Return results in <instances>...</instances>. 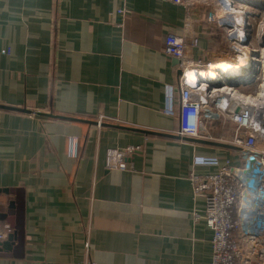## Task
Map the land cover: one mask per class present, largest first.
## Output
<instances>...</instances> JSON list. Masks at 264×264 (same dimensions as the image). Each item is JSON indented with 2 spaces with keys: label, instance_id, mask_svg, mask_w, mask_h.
<instances>
[{
  "label": "crops",
  "instance_id": "crops-1",
  "mask_svg": "<svg viewBox=\"0 0 264 264\" xmlns=\"http://www.w3.org/2000/svg\"><path fill=\"white\" fill-rule=\"evenodd\" d=\"M184 13L168 0H0V188L25 198L24 257L0 264H209L212 230L188 174L242 162L220 139L231 122L209 121L212 139L177 133L179 74L163 39ZM224 47L201 35L193 57ZM127 146L129 169L107 170V150ZM196 155L219 163L193 166ZM11 198L0 191V211Z\"/></svg>",
  "mask_w": 264,
  "mask_h": 264
},
{
  "label": "built area",
  "instance_id": "built-area-1",
  "mask_svg": "<svg viewBox=\"0 0 264 264\" xmlns=\"http://www.w3.org/2000/svg\"><path fill=\"white\" fill-rule=\"evenodd\" d=\"M185 8L179 32H166L163 39L164 52L177 60L179 126L177 133L212 139L207 123L214 120L231 122L234 128L225 138L228 144L238 148L241 165H233L229 159L214 172L198 174L193 169L188 174L193 198L204 200L203 215L206 225L212 230L211 259L209 264H264V36L254 28L252 19L258 15L259 5L249 3L256 10L235 11L243 16L242 21L227 16L230 0H168ZM239 1V0H238ZM200 5L198 14L192 6ZM209 6V7H206ZM118 13L128 10L119 8ZM258 11V10H257ZM205 35L210 41H223V55L213 54L212 59L194 58L193 50L198 40ZM261 36L263 38H261ZM247 48L248 58L243 66V75L233 78L219 77L214 82L201 81L195 75L211 67V62L221 59L238 60ZM262 47V48H261ZM9 52V50H2ZM254 86L240 90L241 86ZM172 92L167 95V109L172 112ZM238 109V111L236 110ZM101 119H97V125ZM135 146L109 148L105 157L107 170H127L126 156ZM256 157L261 173L252 170L248 159ZM215 156L196 155L193 166L218 165ZM249 179V182L247 180ZM249 187L257 193L258 208L250 214L238 211L242 205L243 190ZM258 222L254 231L244 230L238 241L234 231L242 223ZM12 228L5 223L0 227V240Z\"/></svg>",
  "mask_w": 264,
  "mask_h": 264
},
{
  "label": "water",
  "instance_id": "water-1",
  "mask_svg": "<svg viewBox=\"0 0 264 264\" xmlns=\"http://www.w3.org/2000/svg\"><path fill=\"white\" fill-rule=\"evenodd\" d=\"M264 42L260 43V46H263ZM177 63V60L174 59ZM178 74H180V71L178 70ZM10 109H16L23 112H30L27 109L24 108H12ZM238 111V109H236ZM38 115H46L49 117H65L70 118L63 115H55L51 112H35ZM75 119V118H74ZM79 120V119H76ZM85 122H88V120H83ZM95 124H97V121H93ZM92 123V122H91ZM102 125H105V123H102ZM110 126H117L113 124H109ZM132 130L141 131L143 133L148 134H164L161 132H156L152 130L147 129H141V128H130L126 127ZM229 147L228 144H222ZM249 182V179L247 180ZM0 191L11 195L12 198L8 201L6 207L4 210L0 211V221H4L7 223L11 228L12 231L8 232L6 237L2 240H0V256L2 257H12V258H23L24 257V246H25V198H24V190L22 187H2L0 188Z\"/></svg>",
  "mask_w": 264,
  "mask_h": 264
},
{
  "label": "bare ground",
  "instance_id": "bare-ground-1",
  "mask_svg": "<svg viewBox=\"0 0 264 264\" xmlns=\"http://www.w3.org/2000/svg\"><path fill=\"white\" fill-rule=\"evenodd\" d=\"M246 5L248 4L242 3L238 5V7H243ZM243 50H244V55H239L240 57L238 58V60L232 61L229 59H221V60L213 61L211 62L210 68H207L206 70H200V73H196L195 76L201 81L207 80L210 82H214L215 80H217L219 77L222 76L233 78L239 75H243L242 73L243 66L244 63L247 62V58H248L247 48L243 47ZM257 200H258L257 193L254 192L251 188L246 187L242 193V201H241L242 205L241 208L239 209L240 212L245 215L250 214L252 212V209L258 208L256 203Z\"/></svg>",
  "mask_w": 264,
  "mask_h": 264
},
{
  "label": "rangeland",
  "instance_id": "rangeland-1",
  "mask_svg": "<svg viewBox=\"0 0 264 264\" xmlns=\"http://www.w3.org/2000/svg\"><path fill=\"white\" fill-rule=\"evenodd\" d=\"M251 2H256L258 3V7L257 10L254 9L253 7L250 6L249 3ZM230 5L227 7L228 9V14L227 16L233 21V17H236L238 20L242 21L243 19V16L238 14V13H235V11H238L239 8H241L240 10H256V12L258 13L257 16H255L253 19H252V22H253V25H254V28L257 30L258 34L259 35H262L264 36V0H230ZM242 3H246L248 5L246 6H243V7H238V5L242 4ZM206 7H209V6H206ZM235 8H238L237 10H235ZM239 12V11H238ZM261 36V38H263ZM262 42H264V39L261 40ZM262 48V47H261ZM263 52V51H262ZM254 86H241L239 87L240 90H243V91H247L248 89H252ZM244 223H247V222H244Z\"/></svg>",
  "mask_w": 264,
  "mask_h": 264
}]
</instances>
